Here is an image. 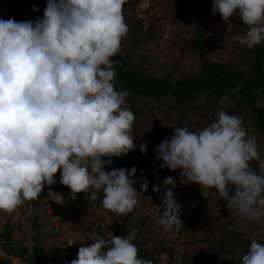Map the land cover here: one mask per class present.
I'll return each instance as SVG.
<instances>
[{
  "label": "clouds",
  "instance_id": "clouds-1",
  "mask_svg": "<svg viewBox=\"0 0 264 264\" xmlns=\"http://www.w3.org/2000/svg\"><path fill=\"white\" fill-rule=\"evenodd\" d=\"M124 3L46 0L42 18H0V212L13 214L40 200L59 173L73 202L76 194L86 193L90 202L99 196L117 220L135 214L148 181L140 177L138 191L134 166L105 170L112 157L137 146L142 153L147 149L132 135L128 91L117 90L114 82L113 57L128 33ZM212 12L225 21L238 14L246 26L243 36L224 37L227 46L235 42L253 49L264 43V0H213ZM167 126L174 133L157 145L159 169L181 170L182 185L213 189L230 212L264 226V156L243 121L221 110L198 131ZM163 183V213L156 223L165 232L178 230L183 223L176 180L169 176ZM152 190L161 192L159 184ZM44 199L61 206L68 202L51 188ZM138 231L107 241L92 237L70 264H153L138 257ZM240 264H264V243L252 239Z\"/></svg>",
  "mask_w": 264,
  "mask_h": 264
},
{
  "label": "trees",
  "instance_id": "trees-1",
  "mask_svg": "<svg viewBox=\"0 0 264 264\" xmlns=\"http://www.w3.org/2000/svg\"><path fill=\"white\" fill-rule=\"evenodd\" d=\"M131 2V0H125L123 5V18L128 27V33L122 41L121 51L113 57V60L116 73L115 85L117 90L122 88L128 91L126 106L135 116L132 135L137 139L141 133H145L141 142L146 143L147 149L143 153L140 151L138 156L146 163L135 178L134 186L137 190H140V183H142L140 177L146 179L148 183L160 180L162 177L161 173L166 167L159 169L160 162L155 159V155L157 145L174 133V129L169 128L167 124L186 127L191 116L198 109L216 108L218 111L223 110L228 114L237 115L243 121L249 136H258L254 138L261 155L264 156V43L248 49L233 42L250 56L247 67L237 68L229 62L212 61L204 46L203 25L197 18L198 31L195 34L193 49L200 59L198 72L187 73L181 69L180 76H175L176 68L181 62L178 59L166 73L158 75L149 71V57L138 52L142 44L155 40L153 26L143 29L139 23L128 21L131 16L129 12L135 11L134 3L131 4ZM3 3H6L12 11L6 16H1ZM42 3L43 0H0V18H13L16 21L35 19L37 16L42 18L45 8ZM33 5L37 7L35 12L32 11ZM240 26L242 31H246V26L242 22ZM225 99L230 103L224 107L221 103ZM216 110L205 122V126L217 119ZM155 111H163L164 116L160 119L154 117L157 123L148 126L150 116ZM187 128L194 131L192 128ZM135 143L138 145L136 140ZM111 160V165H116L126 159L125 155H122L112 157ZM252 167L259 171L255 161L252 162ZM146 193L147 191L143 194ZM196 198L195 205L177 202L181 206L180 219L188 218L184 228H207L204 240L209 242V248L206 250L198 253L177 252L166 237L152 243L144 230L146 218L139 216L122 218L121 226L114 236L124 237L132 228L139 229L134 241L138 248V257L151 260L153 264H179L176 262L177 257L188 264H240L252 239L264 243L263 232L262 238H254L231 228L234 218L227 216L220 218L214 214V211L204 210V200H201L198 194ZM160 211L163 213L162 208ZM33 227L34 244L30 248L22 241L11 239L12 227L8 223L3 234L5 250L9 255L20 258L25 263L46 264V261L42 259L45 248L37 218L33 221ZM162 256H165L166 260ZM63 260L64 258L56 264H63ZM0 264L12 263L10 259H0Z\"/></svg>",
  "mask_w": 264,
  "mask_h": 264
},
{
  "label": "rangeland",
  "instance_id": "rangeland-1",
  "mask_svg": "<svg viewBox=\"0 0 264 264\" xmlns=\"http://www.w3.org/2000/svg\"><path fill=\"white\" fill-rule=\"evenodd\" d=\"M134 3V12L128 21H135L143 29L153 26L156 38L153 41L144 43L138 49L149 57V71L158 75L166 73L174 66V62L181 60L176 68L175 76H180L181 69L187 73L196 74L200 68L199 56L193 49L195 43V34L198 31L197 18L204 28V46L206 47L211 60L218 62H229L237 68L247 67L250 62V56L244 52L240 46L233 43L229 46L223 42L226 35L231 33L234 36H243L245 30L240 26V19L234 15L230 20L225 21L219 13L212 12L213 0H131ZM11 8L2 4L1 16L10 14ZM230 102L225 99L221 106H227ZM264 103V101H263ZM127 105V103H126ZM216 110L198 109L191 116L186 127L198 131L205 127V122L212 116ZM216 112H219L216 110ZM164 116L163 111H155L149 119V125H154L156 119ZM154 121V122H153ZM145 133H141L136 139L138 145ZM258 137V136H254ZM253 137V138H254ZM139 147L125 155V161L116 165H106L105 170L111 171L113 168H131L137 169L136 176L142 171L146 161L139 158ZM107 159V158H106ZM181 170L172 171L165 168L161 173L160 180L150 181L146 194L138 197L139 203L135 214L130 217H145L146 223L144 230L147 236L154 243L162 237L170 241V245L177 252L198 253L209 248V242L204 240L207 228H184L188 221L185 218L183 225L178 230L165 232L156 221L162 215L161 196L164 194V179L171 176L176 180V186L173 189L177 202L186 205H195L198 194L203 202V209L214 211V214L220 218H234L231 228L237 229L246 235L254 238H262L264 226L249 222L235 212H230L225 205V201L220 198L213 189L201 188L199 185H182L179 180ZM59 173H57V183L53 186H45L41 192L40 200L30 201L25 206L19 208L15 213L8 214L0 212V259H10L12 264H28L22 259L9 255L5 250L3 234L5 227L9 223L12 227L11 239L24 242L30 248L34 244L35 235L33 221L38 219L40 227V236L45 252L42 259L46 264H56L62 261L63 264H70V261L77 257V251L80 247L90 245L95 239L110 240L117 229L121 226V220H117L113 213L103 208L100 197L95 202L87 199L86 193L76 194V200L70 199V191L67 186L59 183ZM136 178V177H135ZM134 178V179H135ZM159 184L161 192H154L153 186ZM171 187V186H168ZM51 190L63 194L68 198L67 204L61 206L44 199L47 192ZM258 229L261 234L256 235ZM166 260L165 256H162ZM207 258V257H206ZM205 258V259H206ZM179 264H188L182 258L177 257Z\"/></svg>",
  "mask_w": 264,
  "mask_h": 264
},
{
  "label": "water",
  "instance_id": "water-1",
  "mask_svg": "<svg viewBox=\"0 0 264 264\" xmlns=\"http://www.w3.org/2000/svg\"><path fill=\"white\" fill-rule=\"evenodd\" d=\"M46 5V0H43L42 6L45 7Z\"/></svg>",
  "mask_w": 264,
  "mask_h": 264
}]
</instances>
